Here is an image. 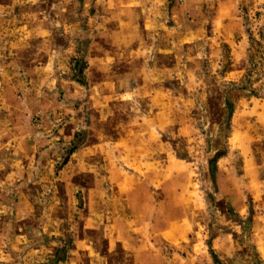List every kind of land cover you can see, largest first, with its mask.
Here are the masks:
<instances>
[{"label":"rangeland","instance_id":"1","mask_svg":"<svg viewBox=\"0 0 264 264\" xmlns=\"http://www.w3.org/2000/svg\"><path fill=\"white\" fill-rule=\"evenodd\" d=\"M0 81V264H264V0H0Z\"/></svg>","mask_w":264,"mask_h":264},{"label":"trees","instance_id":"2","mask_svg":"<svg viewBox=\"0 0 264 264\" xmlns=\"http://www.w3.org/2000/svg\"><path fill=\"white\" fill-rule=\"evenodd\" d=\"M224 114L221 115V119H219V125L223 128V129H229L231 127V119L234 113V103L228 99L225 100L224 104ZM220 151V149H217ZM222 155V154H221ZM221 155H218L215 159H213L210 162L209 165V172H210V178L212 180V182L216 181V174H217V159L221 157Z\"/></svg>","mask_w":264,"mask_h":264},{"label":"crops","instance_id":"3","mask_svg":"<svg viewBox=\"0 0 264 264\" xmlns=\"http://www.w3.org/2000/svg\"><path fill=\"white\" fill-rule=\"evenodd\" d=\"M3 85V82L2 81H0V86H2ZM137 178H139L138 176L137 177H134V181H135V184H137ZM170 230H167V231H164L162 234H163V236H167V233L169 232ZM135 232H137V233H142L143 234V236L144 237H146V235H148V228H147V225L146 224H142V225H138V227L137 228H135ZM148 237V236H147ZM146 237V238H147ZM147 241V240H146ZM145 241V242H146Z\"/></svg>","mask_w":264,"mask_h":264}]
</instances>
